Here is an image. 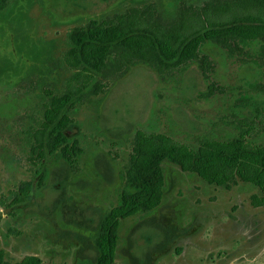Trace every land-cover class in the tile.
Returning <instances> with one entry per match:
<instances>
[{
  "label": "rangeland",
  "instance_id": "374dc122",
  "mask_svg": "<svg viewBox=\"0 0 264 264\" xmlns=\"http://www.w3.org/2000/svg\"><path fill=\"white\" fill-rule=\"evenodd\" d=\"M150 0H12L0 13V250L9 261L37 256L43 264L95 260L92 236L121 187L120 172L137 129L162 132L185 143L222 139L251 118L250 85L264 82L253 65L208 51L214 83L222 91L202 98L208 82L196 66L161 82L136 65L103 97L89 99L67 128L80 141V171L48 159L47 178L30 201L8 208L17 186L32 179L25 162V115L50 76L49 62L66 32L88 19ZM169 10L171 0H154ZM201 3L203 0H191ZM58 82V80H57ZM252 138L264 145V107ZM161 205L121 222L114 264H264V206L253 208L257 190L239 184L230 191L163 164Z\"/></svg>",
  "mask_w": 264,
  "mask_h": 264
},
{
  "label": "trees",
  "instance_id": "16d2710c",
  "mask_svg": "<svg viewBox=\"0 0 264 264\" xmlns=\"http://www.w3.org/2000/svg\"><path fill=\"white\" fill-rule=\"evenodd\" d=\"M12 0H0V13ZM169 10L154 0L127 5L100 18L71 27L49 62L51 79L44 83L32 111L25 118L23 148L32 179L17 186L8 208L28 203L47 178L48 159L63 161L76 175L83 149L70 138L72 114L89 99L105 96L132 67L142 65L161 82L177 79L196 66L208 82L202 98L222 91L213 81L215 63L208 51L216 48L228 59L253 65L264 81V0H171ZM58 80V82H57ZM251 118H240L232 136L185 143L154 131L137 129L120 172L116 202L101 216L92 236L95 260L75 264H114L121 222L148 215L162 203L165 162L195 175L206 184L230 191L239 184L257 190L253 208L264 206V145L252 138L264 82L250 85ZM256 135V134H255ZM254 135V136H255ZM0 264H43L34 255Z\"/></svg>",
  "mask_w": 264,
  "mask_h": 264
}]
</instances>
